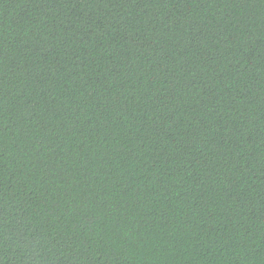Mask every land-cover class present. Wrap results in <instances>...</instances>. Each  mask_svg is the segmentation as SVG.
<instances>
[{
    "label": "trees",
    "instance_id": "16d2710c",
    "mask_svg": "<svg viewBox=\"0 0 264 264\" xmlns=\"http://www.w3.org/2000/svg\"><path fill=\"white\" fill-rule=\"evenodd\" d=\"M0 264H264V0H0Z\"/></svg>",
    "mask_w": 264,
    "mask_h": 264
}]
</instances>
